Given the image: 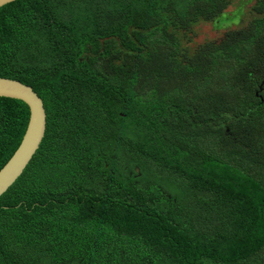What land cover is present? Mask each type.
<instances>
[{"label":"trees","instance_id":"1","mask_svg":"<svg viewBox=\"0 0 264 264\" xmlns=\"http://www.w3.org/2000/svg\"><path fill=\"white\" fill-rule=\"evenodd\" d=\"M234 1L0 7V77L46 110L0 196V264H264V0L218 30ZM29 118L0 97V170Z\"/></svg>","mask_w":264,"mask_h":264},{"label":"water","instance_id":"2","mask_svg":"<svg viewBox=\"0 0 264 264\" xmlns=\"http://www.w3.org/2000/svg\"><path fill=\"white\" fill-rule=\"evenodd\" d=\"M16 0H0V7ZM0 97L18 99L30 108V118L23 139L0 170V196L23 174L36 154L46 132V110L43 100L34 89L21 81L0 77Z\"/></svg>","mask_w":264,"mask_h":264},{"label":"rangeland","instance_id":"3","mask_svg":"<svg viewBox=\"0 0 264 264\" xmlns=\"http://www.w3.org/2000/svg\"><path fill=\"white\" fill-rule=\"evenodd\" d=\"M246 1V0H245ZM242 1L235 0L231 6L228 7L227 13L222 14L220 17L224 19L221 21L220 24H215V27L218 30L226 31L230 27H240L242 23V15L244 13V9H242ZM241 5V6H240ZM236 14H235V12ZM248 7L246 11H248ZM233 14H235L233 16ZM232 23V24H231ZM198 33H200L199 41H205L206 39H218L221 35L216 32V30L210 24H202L198 29Z\"/></svg>","mask_w":264,"mask_h":264},{"label":"clouds","instance_id":"4","mask_svg":"<svg viewBox=\"0 0 264 264\" xmlns=\"http://www.w3.org/2000/svg\"><path fill=\"white\" fill-rule=\"evenodd\" d=\"M41 98V97H40Z\"/></svg>","mask_w":264,"mask_h":264}]
</instances>
